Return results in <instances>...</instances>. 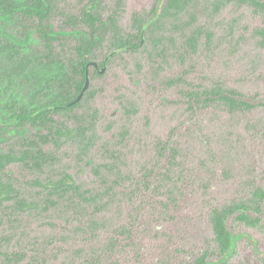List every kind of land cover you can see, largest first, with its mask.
I'll return each instance as SVG.
<instances>
[{
	"label": "rangeland",
	"instance_id": "374dc122",
	"mask_svg": "<svg viewBox=\"0 0 264 264\" xmlns=\"http://www.w3.org/2000/svg\"><path fill=\"white\" fill-rule=\"evenodd\" d=\"M162 1L51 0L41 25L59 33L49 41L52 58L78 67L87 36L96 39L87 59L99 69L107 63L104 72L89 67L83 98L50 111L46 125L16 123L13 111L29 105L31 84L7 59L45 57L40 20L2 17L0 153H41L0 168L13 188L0 204V252L25 254L17 263L0 256V264H193L200 256L264 264V200L258 212L246 211L257 220L226 219L237 239L223 263L211 223L213 209L264 190V10L240 0H189L180 10ZM87 6L104 26H90ZM25 32L27 48L6 45ZM216 87L253 108L230 110L199 94ZM65 174L82 196L50 188Z\"/></svg>",
	"mask_w": 264,
	"mask_h": 264
},
{
	"label": "trees",
	"instance_id": "16d2710c",
	"mask_svg": "<svg viewBox=\"0 0 264 264\" xmlns=\"http://www.w3.org/2000/svg\"><path fill=\"white\" fill-rule=\"evenodd\" d=\"M97 0H93L92 4H95ZM224 1H234V0H224ZM242 2L250 3L256 10L262 11L264 10V1L261 0H240ZM161 2H163L161 0ZM189 0H168L167 4L163 8H173V9H183ZM159 11L161 7L158 8ZM52 10L51 0H0V21L2 17L7 15H12L15 13H20L22 16H33L38 17L40 20L39 31L42 34V37L46 40V47L48 53L41 60L39 59L37 62L33 63V60H25V58L14 60L12 54H9L8 62H11V71H14L15 74L20 75L21 79L25 82L30 83L31 93L29 96V100L27 103L30 105L20 106L18 111H13L14 119L16 123H26L30 122L32 124L38 125L43 124L46 125L47 120L49 119L48 114L50 111L58 110L60 108H68L71 109L78 104L74 103L72 105H68L77 94L80 92L84 79H85V71L86 64L89 62L87 59V55L89 54L90 49L95 45L96 39L91 37L89 39L87 36L84 37V41L79 44V59L77 61L78 67L71 65L63 61L60 58H52L51 53V44L50 40L59 35L57 31L52 30L49 26L41 25L42 20L48 15V13ZM85 14L88 17L91 27H95L97 22L100 25H105V23H101L99 17H95L90 12V6H87L85 9ZM108 22L114 25V18L110 16L108 18ZM3 33V30L0 27V36ZM200 33L197 31L193 35H191L188 39V45L192 48L195 47L198 35ZM260 34H264V30L260 32ZM28 32H25V36L21 39L11 38L13 42L6 43V45L10 44L11 47L21 46L25 47L28 41ZM264 36V35H263ZM127 46L126 42H120L118 44V48H123ZM0 47L4 48V45L0 43ZM72 69V70H71ZM75 70V71H74ZM70 71V73H69ZM97 71V70H96ZM79 72L81 75V81H76L74 78V74ZM227 93H223L220 87L211 88L207 90L201 91L199 94L203 96L204 99L213 100V99H221L226 106L230 110L235 109H251L254 104L248 102L242 98H240V94L235 90H226ZM197 94V93H195ZM2 95V91H0V96ZM37 95H45L47 96V101L44 104L35 105L33 100ZM21 101H15V104H20ZM59 106V107H57ZM30 107V108H29ZM55 132H60L59 128L55 129ZM162 143V142H161ZM41 153L40 150L36 152H31L30 150H24L21 155H16L12 152H4L0 153V168L5 167L7 164L12 163L14 161H25L29 157L35 158L36 155ZM177 155V151L172 149L169 160L175 159ZM39 157H36V159ZM50 188L58 194H77L83 195V192L80 191L78 185L74 183L71 176L65 174L60 180L51 183ZM12 186L8 183H4L0 180V204L3 200H8L12 196ZM60 192V193H59ZM62 192V193H61ZM264 200V190L261 188H257L253 192V196L248 201H239L233 202L229 205H226L222 208H215L211 214V223L214 232V238L217 243L219 250L221 251V257L216 261L219 263L225 262L233 253L235 241L237 236H234L230 233L226 226V219L232 215L237 213V218L245 222H253L258 218L249 217L246 214L248 209H252L253 211L258 212L260 210V204ZM1 258L6 263H17L22 261L25 258V254L21 251H1ZM193 264H211L206 261L205 256L198 257Z\"/></svg>",
	"mask_w": 264,
	"mask_h": 264
},
{
	"label": "water",
	"instance_id": "95a60500",
	"mask_svg": "<svg viewBox=\"0 0 264 264\" xmlns=\"http://www.w3.org/2000/svg\"><path fill=\"white\" fill-rule=\"evenodd\" d=\"M112 54L113 53H111V55ZM106 63H107V59L104 60L103 67L101 69H99V63L96 60H91L86 64L85 79H84L83 86H82L80 92L75 97V99H73L70 103H68V105H72L74 103L79 102L83 98V96L85 95V92L87 91V89L89 88V84H90L89 67L94 68V70H97L98 72H104L106 70V66H105ZM57 107H59V106H57Z\"/></svg>",
	"mask_w": 264,
	"mask_h": 264
},
{
	"label": "flooded vegetation",
	"instance_id": "af4514ba",
	"mask_svg": "<svg viewBox=\"0 0 264 264\" xmlns=\"http://www.w3.org/2000/svg\"><path fill=\"white\" fill-rule=\"evenodd\" d=\"M103 64V63H102ZM100 66V65H99Z\"/></svg>",
	"mask_w": 264,
	"mask_h": 264
}]
</instances>
